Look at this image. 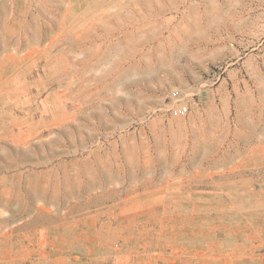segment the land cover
<instances>
[{"label":"rangeland","instance_id":"374dc122","mask_svg":"<svg viewBox=\"0 0 264 264\" xmlns=\"http://www.w3.org/2000/svg\"><path fill=\"white\" fill-rule=\"evenodd\" d=\"M0 264H264V0H0Z\"/></svg>","mask_w":264,"mask_h":264},{"label":"built area","instance_id":"2783aa9c","mask_svg":"<svg viewBox=\"0 0 264 264\" xmlns=\"http://www.w3.org/2000/svg\"><path fill=\"white\" fill-rule=\"evenodd\" d=\"M178 93H174L173 96L178 100L180 99V97L177 96ZM188 114V108L187 107H182V108H179V109H176L173 111V115L175 117H184Z\"/></svg>","mask_w":264,"mask_h":264}]
</instances>
